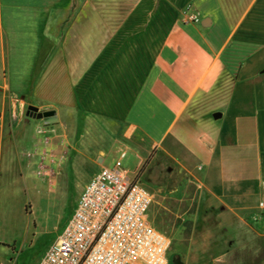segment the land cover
<instances>
[{
  "label": "crops",
  "instance_id": "1",
  "mask_svg": "<svg viewBox=\"0 0 264 264\" xmlns=\"http://www.w3.org/2000/svg\"><path fill=\"white\" fill-rule=\"evenodd\" d=\"M77 5L0 0V89L55 113V153L83 141L84 126L95 163L123 133L142 155L134 177L154 171L159 188L164 162L182 164L186 188L200 194L185 199L181 226L216 227L219 241L230 227L238 240L264 239V0H139L130 12L105 10L98 31L90 16L81 25ZM27 122L0 117V195L20 144L34 143ZM14 243L0 235V264L19 254Z\"/></svg>",
  "mask_w": 264,
  "mask_h": 264
},
{
  "label": "rangeland",
  "instance_id": "2",
  "mask_svg": "<svg viewBox=\"0 0 264 264\" xmlns=\"http://www.w3.org/2000/svg\"><path fill=\"white\" fill-rule=\"evenodd\" d=\"M138 2L78 0L77 10L85 17L81 25H86L90 16L98 31L103 28L105 10L130 12ZM70 26L69 22L65 24V32ZM28 107L22 98L0 89L1 123L11 125L10 120L13 123L19 119L27 120V139L34 140V143L20 144L24 151L22 157L15 156L10 172L3 174L1 179L0 235L16 240L18 244L14 243L12 248L19 251L18 255L7 259L6 264H39L66 229L78 207L82 187L89 178L102 166L114 167L123 158V153V168L134 177L142 156L127 144L122 133L113 143L105 141L107 146L101 148L106 156L103 162L95 163L93 158L99 147L92 143L93 135L84 126L80 129L81 134L85 133L83 141L71 138L67 151L55 153V139L52 138L55 133L40 135L38 126L47 128L50 125L47 126L44 120L29 119L26 116ZM52 126L58 129V134L62 133L59 125ZM161 167L160 188L153 181L154 171L140 175L143 174L142 185L155 195L150 219H154V214L158 216L163 230L157 229L167 233L172 242L170 264H264V239L254 238V233L242 232L238 240L235 230L230 227L226 230V241H219L216 227H196L194 230L181 226L179 210L184 208L185 199H198L200 188L198 185L191 190L186 188L188 180L184 178L182 164L166 160ZM186 190H189L188 194ZM211 218L215 220V211ZM6 219L8 221H4Z\"/></svg>",
  "mask_w": 264,
  "mask_h": 264
},
{
  "label": "built area",
  "instance_id": "3",
  "mask_svg": "<svg viewBox=\"0 0 264 264\" xmlns=\"http://www.w3.org/2000/svg\"><path fill=\"white\" fill-rule=\"evenodd\" d=\"M185 19L199 21L190 12ZM38 133L49 130L39 127ZM123 158L87 184L66 229L39 264H170L172 242L149 215L154 195L123 168ZM259 208L264 213V199Z\"/></svg>",
  "mask_w": 264,
  "mask_h": 264
},
{
  "label": "water",
  "instance_id": "4",
  "mask_svg": "<svg viewBox=\"0 0 264 264\" xmlns=\"http://www.w3.org/2000/svg\"><path fill=\"white\" fill-rule=\"evenodd\" d=\"M264 73V71H263ZM26 116L29 119H38V120H44L46 125L54 124L58 121L56 117H48L45 113H41L39 108L35 106H29Z\"/></svg>",
  "mask_w": 264,
  "mask_h": 264
},
{
  "label": "trees",
  "instance_id": "5",
  "mask_svg": "<svg viewBox=\"0 0 264 264\" xmlns=\"http://www.w3.org/2000/svg\"><path fill=\"white\" fill-rule=\"evenodd\" d=\"M45 114H46L48 117H56L54 112H46ZM149 161H150V160H148V161L146 162V164H148ZM145 166H146V165H145ZM145 166H144V167H145Z\"/></svg>",
  "mask_w": 264,
  "mask_h": 264
}]
</instances>
